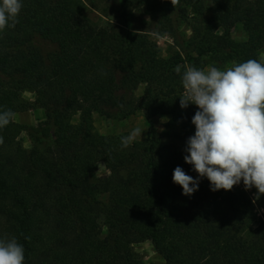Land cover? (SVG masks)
I'll return each mask as SVG.
<instances>
[{
    "label": "trees",
    "instance_id": "trees-1",
    "mask_svg": "<svg viewBox=\"0 0 264 264\" xmlns=\"http://www.w3.org/2000/svg\"><path fill=\"white\" fill-rule=\"evenodd\" d=\"M106 1L114 14L94 21L92 0H23L0 31V111L43 112L0 128V237L17 238L24 264H140L132 246L146 241L163 264H264V195L254 204L255 188L213 192L203 178L189 197L172 179L177 166L198 175L183 158L197 106L180 107L174 68L262 62L264 0ZM154 36L174 52L162 57ZM137 113L146 139L128 148L93 124ZM99 163L108 174L97 178Z\"/></svg>",
    "mask_w": 264,
    "mask_h": 264
},
{
    "label": "clouds",
    "instance_id": "clouds-1",
    "mask_svg": "<svg viewBox=\"0 0 264 264\" xmlns=\"http://www.w3.org/2000/svg\"><path fill=\"white\" fill-rule=\"evenodd\" d=\"M171 4L175 7L179 0H171ZM22 8L23 0H0V31L15 27ZM183 68V72L181 65L174 68L184 89L180 107L197 106L191 120L195 133L186 141L183 158L198 175L193 178L177 166L173 183L190 197L203 178L208 179L213 192L230 191L242 182L245 191L256 189L255 204L264 195V62L250 59L227 70ZM14 117L11 109L0 111V128ZM142 134L136 127L122 136L121 148H128ZM3 143L0 136V145ZM24 262L25 249L17 238L0 237V264Z\"/></svg>",
    "mask_w": 264,
    "mask_h": 264
},
{
    "label": "rangeland",
    "instance_id": "rangeland-1",
    "mask_svg": "<svg viewBox=\"0 0 264 264\" xmlns=\"http://www.w3.org/2000/svg\"><path fill=\"white\" fill-rule=\"evenodd\" d=\"M94 6L87 7V15L89 18L97 21L102 16L99 14L98 9H106V12L112 16L114 14V4L109 3L106 0H92ZM111 18V17H110ZM102 20L103 19L102 17ZM231 36L236 41H243L246 39V34L243 31L241 26H236L232 30ZM157 42V45L161 51L162 57H168L172 52H174L173 48V40L168 36L163 37H153ZM259 59L264 62V49L259 52ZM210 67H205L207 70ZM230 66L220 67V70H227ZM142 92V87L138 90L137 95H140ZM27 100H32V95L29 93H25L23 96ZM43 116V112L40 110H32L23 114H18L14 117V121L23 125H34L37 120L41 119ZM168 119L166 117H155L153 119V125L156 130L164 136V142L167 145H171L174 147H178L180 143L176 140V138L169 134H176L174 132L168 133L164 129V125ZM93 124L95 130L103 136H121L128 135L133 129L139 127L142 129L143 134L141 139H137L136 141H144L146 139V133L148 124L143 118V116L139 113L128 119H120V118H111L107 119L98 114L93 115ZM163 129V131H161ZM23 144L26 148H28V140L23 136ZM108 173L102 163L97 165L96 176L97 178L106 176ZM133 251L139 256L140 264H163V260L156 254L150 242H140L136 243L132 246Z\"/></svg>",
    "mask_w": 264,
    "mask_h": 264
}]
</instances>
